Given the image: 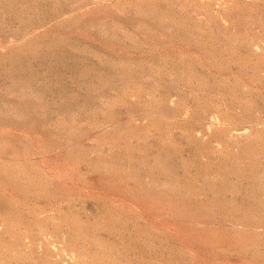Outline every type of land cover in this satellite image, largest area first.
<instances>
[{
    "label": "rangeland",
    "instance_id": "rangeland-1",
    "mask_svg": "<svg viewBox=\"0 0 264 264\" xmlns=\"http://www.w3.org/2000/svg\"><path fill=\"white\" fill-rule=\"evenodd\" d=\"M0 264H264V0H0Z\"/></svg>",
    "mask_w": 264,
    "mask_h": 264
}]
</instances>
